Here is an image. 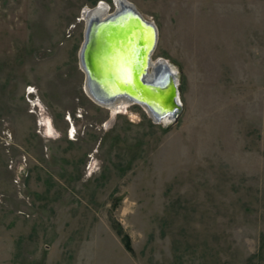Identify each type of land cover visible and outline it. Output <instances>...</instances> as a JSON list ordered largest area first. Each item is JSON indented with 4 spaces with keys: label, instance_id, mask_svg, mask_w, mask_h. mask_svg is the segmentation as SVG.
<instances>
[{
    "label": "rangeland",
    "instance_id": "374dc122",
    "mask_svg": "<svg viewBox=\"0 0 264 264\" xmlns=\"http://www.w3.org/2000/svg\"><path fill=\"white\" fill-rule=\"evenodd\" d=\"M127 1L179 73L169 125L83 87L112 0H0V264H264V0Z\"/></svg>",
    "mask_w": 264,
    "mask_h": 264
},
{
    "label": "bare ground",
    "instance_id": "6f19581e",
    "mask_svg": "<svg viewBox=\"0 0 264 264\" xmlns=\"http://www.w3.org/2000/svg\"><path fill=\"white\" fill-rule=\"evenodd\" d=\"M128 4L130 5L127 0H112L114 9H112V12H109L110 7L106 3H99L98 7L96 5L93 9L83 12V21L86 27L91 19H95L97 20V23H100L106 20L110 15L115 14L116 10L118 11L122 6ZM154 28L157 33L156 27ZM86 30L87 29L85 28V32ZM110 32H112L111 38H104L106 43L100 47L99 55H96L95 51L93 50L90 58L91 61L93 60L91 68L95 74V80H97V83L101 86L103 94H105L107 97L109 96L113 98L108 101H100L99 103L96 102L88 93L86 83L87 76L85 74V82L83 87L86 90L87 95L106 110H115L118 107L123 106H137L145 111V113L150 116V118L153 119L156 124L169 125L174 122L175 119H171L169 116L159 117L161 119H159V121H155L154 117L149 113L147 107L144 105L147 104V106L151 108L152 111L158 113L161 116L164 111H169L168 108L171 101V92L169 89L164 90L157 87H151V85H146L145 87L141 85L140 82V76L142 74L141 67H147L146 55L151 51L154 44L155 46L153 50L149 53L150 65L146 70L147 74L144 77H142V75L141 78L146 83L151 81L152 74L159 69L157 66L163 62L168 64L169 70L174 77L179 75L172 64L162 58H157L156 60L152 57L157 47V36L153 37L151 30L146 29L144 25L136 20H132L131 24L127 26L126 29H120L117 27L116 29H112ZM96 58L99 60V62L95 60ZM81 61L83 62V58H81ZM81 61L80 66L83 64ZM104 72L107 74V77L104 75ZM123 95L132 100H128ZM117 96L118 98H115ZM177 98L179 105L181 106L179 93ZM135 101L137 103H135Z\"/></svg>",
    "mask_w": 264,
    "mask_h": 264
},
{
    "label": "water",
    "instance_id": "95a60500",
    "mask_svg": "<svg viewBox=\"0 0 264 264\" xmlns=\"http://www.w3.org/2000/svg\"><path fill=\"white\" fill-rule=\"evenodd\" d=\"M132 20H136L139 21V23H141L142 25H144V27H146V29L151 30V33L153 34V37L156 36V31L154 28V25L146 20L136 9L134 6H132L131 4L129 5H124L122 6L118 11H115V14L110 15L106 20L97 23V20L95 19H91L89 24L86 27V32L84 34V41L83 44L81 46L80 52H79V58L81 61V58H83V62L81 61V66L84 70V73L87 76V89H88V93L91 95V97L96 101V102H102V101H108L110 99H112L113 97H107L105 96V94H103L102 90H101V86L97 83V80H95V74L92 71L91 68V64H93V60L91 61V54L93 53V50L95 51L96 55H99L100 53V47L104 45V43H106V41H104L105 37H110L112 35V32H110L112 29H116L117 27H119L120 29H126L127 26H129L131 24ZM109 38V39H110ZM110 44V43H109ZM155 44L153 45L154 48ZM153 48L151 49V51L153 50ZM150 51V52H151ZM149 52V53H150ZM146 55V65L147 67H141L142 70V74L141 76L144 77L146 76L147 72L146 70L149 67V58H150V54ZM95 60H97L99 62V60L96 58ZM158 71L156 70L153 74H152V78L151 81H148L147 83L141 78L140 76V82L141 85L145 86L146 85H151V87H157V88H161V89H169L171 92V97H170V106L168 108L169 111L165 112L160 116L158 113L154 112L151 110V108H149L147 106V104H144L149 113L154 117L155 121H159V117H170L171 119H175L179 113L180 110V105L178 102V76L174 77L170 70H169V66L166 62L161 63L159 66H157ZM94 68V67H93ZM144 71V72H143ZM104 75L105 74L104 72ZM106 92V91H105ZM108 92V90H107ZM124 97H126L128 100H132L130 98H128L127 96L123 95ZM115 98H118L115 97ZM135 103H137L135 101ZM173 106V108H172ZM164 109V108H163Z\"/></svg>",
    "mask_w": 264,
    "mask_h": 264
},
{
    "label": "trees",
    "instance_id": "16d2710c",
    "mask_svg": "<svg viewBox=\"0 0 264 264\" xmlns=\"http://www.w3.org/2000/svg\"><path fill=\"white\" fill-rule=\"evenodd\" d=\"M123 240L125 241V246H126L127 248H129V244H128V240H127V238L124 237Z\"/></svg>",
    "mask_w": 264,
    "mask_h": 264
},
{
    "label": "flooded vegetation",
    "instance_id": "af4514ba",
    "mask_svg": "<svg viewBox=\"0 0 264 264\" xmlns=\"http://www.w3.org/2000/svg\"><path fill=\"white\" fill-rule=\"evenodd\" d=\"M123 108H126V107H125V106H123V107H118L117 109L119 110V109H123ZM50 131H51V133L55 134L53 130H50Z\"/></svg>",
    "mask_w": 264,
    "mask_h": 264
}]
</instances>
